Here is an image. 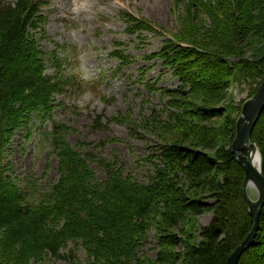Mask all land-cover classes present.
<instances>
[{"label": "trees", "instance_id": "1", "mask_svg": "<svg viewBox=\"0 0 264 264\" xmlns=\"http://www.w3.org/2000/svg\"><path fill=\"white\" fill-rule=\"evenodd\" d=\"M45 3L0 0V264H31L48 255L67 264H225L252 218L242 194L244 171L231 152L242 103H218L232 82L251 84L249 98L264 79V0H173L180 6L178 31L144 57L161 59L179 81L176 88L159 89L167 97L164 106L144 118L159 141L147 184L125 174L116 156L75 150L65 139L69 127L53 122L44 137L58 179L34 202L23 196L5 163L12 135L33 116L50 117L54 96L84 83L64 74L54 53L47 61L39 46ZM122 18L130 35L153 30L144 19L124 12ZM114 55L122 64L131 61L122 51ZM144 85L150 90L155 84ZM92 127L107 125L97 118ZM250 138L264 176V109ZM90 161L97 162L102 179ZM205 212L211 219L194 238L188 223ZM151 228L156 256L139 257ZM68 243L83 248L85 263L72 251L60 253ZM237 264H264V205L254 242Z\"/></svg>", "mask_w": 264, "mask_h": 264}, {"label": "rangeland", "instance_id": "2", "mask_svg": "<svg viewBox=\"0 0 264 264\" xmlns=\"http://www.w3.org/2000/svg\"><path fill=\"white\" fill-rule=\"evenodd\" d=\"M40 1H47L40 6V13L46 18L41 24L44 35L42 38L37 35L46 60L49 61L54 53L62 60V72L84 83L78 90L56 94L50 117L33 116L26 126L12 135L5 163L9 164L17 186L26 199L38 202L40 194L49 191L57 181V161L44 137V132L50 131L53 122L69 127L65 139L75 150L91 152L106 159L116 156L125 174L140 184H147L154 171L152 163H158L159 141L146 128L151 124L150 119L144 118H148L152 109L161 110L164 106L167 97H161L159 89L176 88L179 81L169 67L162 65L161 59L144 57L159 52L164 40L172 38V32L178 31L180 6L175 8L173 0ZM123 12L148 21L153 30L132 35L126 33ZM121 51L131 61L122 64L114 55ZM144 67L147 70L142 74ZM46 73L53 74V69L48 67ZM145 83L155 85L149 90ZM250 85L244 81L232 82L218 106L223 108L243 103ZM225 116L224 113L221 120ZM116 117L120 120L114 121ZM97 118L107 125L106 129H93V120ZM90 166L98 179L104 177L96 161H90ZM248 184L247 193L255 200L257 191ZM211 216V212H205L188 223L196 230L194 238L197 229L207 225ZM176 249L180 250L178 246ZM157 250V234L151 228L138 256L153 259ZM69 251L81 262H86L85 251L80 245L68 243L60 253L64 255ZM31 264L67 262L48 255Z\"/></svg>", "mask_w": 264, "mask_h": 264}, {"label": "water", "instance_id": "3", "mask_svg": "<svg viewBox=\"0 0 264 264\" xmlns=\"http://www.w3.org/2000/svg\"><path fill=\"white\" fill-rule=\"evenodd\" d=\"M264 109V79L256 88L254 94L247 98L241 106L240 114L236 120L235 136L231 144V152L235 156L237 163L244 171L242 183L243 198L248 207V213L252 218V227L245 238L235 247L228 256L225 264H237L242 253L249 248L256 237L259 228V216L264 205V176L260 167H256L250 161L251 150H255L260 159L259 150L251 141V131ZM246 149V152L242 151ZM248 181L257 191V198L251 199L247 193Z\"/></svg>", "mask_w": 264, "mask_h": 264}, {"label": "bare ground", "instance_id": "4", "mask_svg": "<svg viewBox=\"0 0 264 264\" xmlns=\"http://www.w3.org/2000/svg\"><path fill=\"white\" fill-rule=\"evenodd\" d=\"M249 158H250V161L252 162V164L254 166L260 167L259 156L255 150L250 151ZM248 183H249L248 186L252 185V183L250 181H248Z\"/></svg>", "mask_w": 264, "mask_h": 264}]
</instances>
